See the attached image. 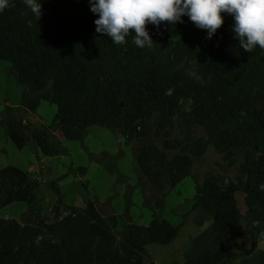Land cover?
<instances>
[{"label": "trees", "instance_id": "1", "mask_svg": "<svg viewBox=\"0 0 264 264\" xmlns=\"http://www.w3.org/2000/svg\"><path fill=\"white\" fill-rule=\"evenodd\" d=\"M41 4L38 20L23 0L0 12V61L19 88V103L0 111L5 136L19 151L31 146L34 158L51 157L65 149L55 132L81 143L88 127L106 128L131 146L137 185L154 203L141 224L128 209L132 187L124 214L100 209L86 187L83 206L60 204L49 220L36 208L40 182L7 164L0 209L21 202L26 216L0 217V264H156L147 245L171 243L189 215L200 229L180 264H264L257 247L258 238L264 243V50L243 51L225 13L211 39L187 16L158 29L147 24L154 44L140 49L131 33L124 45L96 33L88 0ZM42 101L56 106L52 121L32 125L27 114ZM209 148L233 177L193 172ZM108 167L120 180L115 163ZM188 177L191 205L165 213V197ZM242 231L251 245L238 251Z\"/></svg>", "mask_w": 264, "mask_h": 264}, {"label": "rangeland", "instance_id": "2", "mask_svg": "<svg viewBox=\"0 0 264 264\" xmlns=\"http://www.w3.org/2000/svg\"><path fill=\"white\" fill-rule=\"evenodd\" d=\"M9 63L0 61V111L4 105L15 104L18 99L19 88L15 79L7 74ZM7 104V105H8ZM56 106L42 101L35 114L28 113L26 121L32 125H49L52 121ZM1 127V126H0ZM0 128V161L3 164H14L23 170L25 166L28 172L40 182L37 198V210L42 217L53 218L52 208L62 207V204L83 206L84 188L93 197L97 206L102 210H108L112 206L119 214H124L125 193L128 185L130 205L128 207L131 218L134 221L146 224L150 220L151 211L147 206L154 203L151 190H142L137 185L138 178L134 172V161L131 146L125 145L119 136L106 128L92 125L86 129L83 141H67L61 138L59 132L54 135L61 140L64 152L56 156L46 157L37 154L34 158L30 146L19 151L13 144L3 146V133ZM31 145H33L31 143ZM85 147L86 150L83 148ZM116 156V157H115ZM27 160V163L24 162ZM115 163L120 180L109 172L110 163ZM23 166H22V165ZM84 167V172L78 170ZM193 172L203 176L207 172L225 174L233 177L235 170L225 163L213 149L209 148L204 157L195 163ZM55 182L61 190V198L56 195L51 184ZM194 183L191 177L184 179L174 187L165 197L164 211L168 213L175 208L182 213L191 205V197L194 195ZM128 199V197H127ZM60 202V203H59ZM24 203L18 202L0 209V217L16 218L26 216ZM197 227L189 215L177 237L169 244H149L146 247L150 259L156 264H180L184 261V253L191 246V239L199 233ZM251 245V236L242 231L238 238L237 250L244 251ZM257 247L264 248L261 239H257ZM236 264H240L237 262Z\"/></svg>", "mask_w": 264, "mask_h": 264}, {"label": "clouds", "instance_id": "3", "mask_svg": "<svg viewBox=\"0 0 264 264\" xmlns=\"http://www.w3.org/2000/svg\"><path fill=\"white\" fill-rule=\"evenodd\" d=\"M10 0H0V12ZM90 11L98 16L95 31L106 35L112 43L124 45L132 35V43L140 49L152 47L154 42L146 28L157 29L162 22L183 23L187 16L198 29L206 30L211 39L224 23L225 13L232 17L231 31L238 46L249 53L257 47L264 50V0H88ZM23 4L37 20L41 17V0H23ZM264 191V183L260 184ZM43 237L38 236L36 243Z\"/></svg>", "mask_w": 264, "mask_h": 264}, {"label": "crops", "instance_id": "4", "mask_svg": "<svg viewBox=\"0 0 264 264\" xmlns=\"http://www.w3.org/2000/svg\"><path fill=\"white\" fill-rule=\"evenodd\" d=\"M19 103V94H18V99H17V102L15 103V104H8V102H7V104L8 105H10V106H15V105H17ZM1 128V132L3 133V146L4 147H7V146H9V144H12L8 139H7V137L5 136V134H4V131H3V129H2V127H0ZM39 154V153H38ZM47 157V156H46ZM24 162H26L27 163V160H25ZM7 164H10V163H7ZM7 164H3V162L2 161H0V167H2V166H5V165H7ZM12 165H14V164H12ZM22 165V164H21ZM16 166V165H15ZM23 166V165H22ZM20 168V167H19ZM22 169V168H21ZM23 170V169H22ZM24 171H28L27 170V168H26V166H25V170ZM17 203V202H16ZM12 204H15V203H12ZM12 204H10V205H12ZM25 208L26 207H24L23 208V210H25ZM16 219V218H15Z\"/></svg>", "mask_w": 264, "mask_h": 264}]
</instances>
